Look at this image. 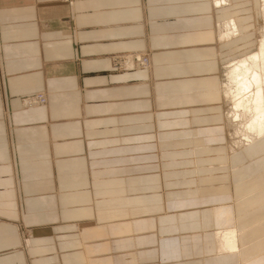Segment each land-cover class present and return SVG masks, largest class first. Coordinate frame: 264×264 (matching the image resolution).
<instances>
[{"label": "crops", "instance_id": "1", "mask_svg": "<svg viewBox=\"0 0 264 264\" xmlns=\"http://www.w3.org/2000/svg\"><path fill=\"white\" fill-rule=\"evenodd\" d=\"M263 8L0 0V264H264V134L230 150L220 92Z\"/></svg>", "mask_w": 264, "mask_h": 264}, {"label": "bare ground", "instance_id": "2", "mask_svg": "<svg viewBox=\"0 0 264 264\" xmlns=\"http://www.w3.org/2000/svg\"><path fill=\"white\" fill-rule=\"evenodd\" d=\"M238 34L237 28H232L228 32L229 38L236 37ZM258 34L259 39L255 43L253 42L254 48L250 53L229 57L222 67L223 69H221L220 92L223 95L225 105L230 106L228 113H226L228 126H231L229 120H240L242 126L238 130L242 133L241 136L245 138V144L243 145L250 144L264 134V22L259 27ZM123 63L125 71L146 70L149 68V63L144 61L142 54L134 52L129 54ZM34 102L33 99H30L29 102H25V106L33 105ZM228 114L230 116L229 120ZM238 130L235 132L237 133ZM186 134L192 135L189 132ZM196 134L197 132L194 131L192 135L194 150H197L196 148L202 146L204 142L197 138ZM169 140H172L171 134ZM229 143L230 150H232L231 147L242 143V140L235 142L232 138ZM236 234V230L232 226L216 231V236L226 252L238 251Z\"/></svg>", "mask_w": 264, "mask_h": 264}, {"label": "rangeland", "instance_id": "3", "mask_svg": "<svg viewBox=\"0 0 264 264\" xmlns=\"http://www.w3.org/2000/svg\"><path fill=\"white\" fill-rule=\"evenodd\" d=\"M67 4H69V1H67ZM257 33H258V30H257ZM258 39H259V34H258L257 38L254 39V43ZM129 54H131V53H129ZM129 54L119 53V54L110 55V64H111L112 70L114 72H117V73H125L126 72L125 71L126 69H123V65H124L123 61ZM142 56L144 58V61L149 63V59H147L148 56L147 55H143V54H142ZM114 58L116 60L115 61L116 63L114 62ZM137 71H143V70H134V71L131 70V72H137ZM33 97L40 99V98L44 97V95H43V93H37V94H34V95H31V96H28V97L20 99V103L23 105L24 101H28L29 102L28 99L29 98L32 99ZM229 107L226 106V109H227L226 113H228V110L230 109ZM227 117H228V120H229V117H230L229 114L227 115ZM232 119H233V117H232ZM229 122H230V125H231V126H229V137H230L229 140L232 139V138H234L235 142H238V140H242V143L234 146V148H237V146L240 147L241 145L245 144L244 143L245 138L241 136L242 133L240 132V130H238L242 126V125H240V120L234 119L232 121L229 120ZM237 130H238V132L236 133L235 131H237ZM166 150L169 151V148H167Z\"/></svg>", "mask_w": 264, "mask_h": 264}, {"label": "built area", "instance_id": "4", "mask_svg": "<svg viewBox=\"0 0 264 264\" xmlns=\"http://www.w3.org/2000/svg\"><path fill=\"white\" fill-rule=\"evenodd\" d=\"M39 100H40L41 102H44V97L40 98Z\"/></svg>", "mask_w": 264, "mask_h": 264}]
</instances>
